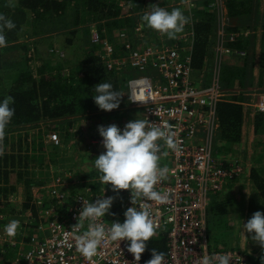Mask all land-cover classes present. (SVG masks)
Returning a JSON list of instances; mask_svg holds the SVG:
<instances>
[{"label":"trees","instance_id":"1","mask_svg":"<svg viewBox=\"0 0 264 264\" xmlns=\"http://www.w3.org/2000/svg\"><path fill=\"white\" fill-rule=\"evenodd\" d=\"M122 1L124 2L121 6ZM152 2L151 0H134V2L133 0H0V13L10 17L16 24L14 30L5 33L7 46L0 48V100L12 96L14 104L10 107L15 108V114L7 125L3 138L0 139V224L11 218L17 220L22 215L23 221L18 231H23L24 235L29 230L31 235H38L41 238V230H38V226L48 220L45 207L52 204L60 208L56 198L46 191V184L60 178L67 183L65 187L69 186L71 195H74L78 192L73 190L77 184H71V179L76 177L79 181L88 178L84 172L79 173L80 171L76 172L75 169V173L71 171L72 162L68 160L72 159V156L68 154L70 151L73 152L75 147L80 146L81 149L88 150L89 154L92 153L91 150L89 151L90 140L88 142L86 134L82 141L81 138L78 140L76 138L82 133V127L92 130V119L99 114L91 118L90 114L101 110L92 98L96 94L94 86L108 82L115 90L122 92L126 79L131 75L130 67L108 69L105 66L101 57V53L104 52V49H101L104 45L103 40L112 44L113 56L126 55L125 45L118 42V32L125 30L126 34L128 32L132 35L134 26L144 15L143 10ZM166 2L171 3V0H162V5H169ZM199 3L202 5L201 8L197 7L193 10L192 25H187L186 28L192 33L193 74L197 75L199 83L204 84L203 77L213 75V70L211 73V70L204 68L211 63L208 50L211 39L216 35L218 18L216 10L209 7L208 0H200ZM226 5L231 17V25L227 30L235 33V36L232 41L227 40L226 37L224 44L229 49L241 53L234 52L235 60L231 63H228L229 60L225 62L230 53L222 57L220 62L222 89H230L234 86L245 93V86L257 87V90H260L258 95L264 89V21L260 20L261 17H255V20L254 16L260 13L264 17V0H226ZM168 10L172 9L168 8ZM138 12L142 13L136 16L134 13ZM259 21L262 26L261 34L256 35V38L260 37L259 51L252 52V65L247 66L246 61L249 59L243 54L249 50L250 42L244 32L251 27V24L257 25ZM91 22L95 23L98 41L90 39ZM141 24L143 28L140 32L143 35H139L138 40L148 41L157 38L158 31L149 28L145 22ZM128 34L127 37H130ZM57 36L60 42L58 48L53 47L52 43L53 37ZM135 45L133 41L132 48ZM42 47L44 52L39 53ZM63 49H69L70 53L65 55ZM257 53L258 60H256ZM254 59L259 64L256 73H254ZM243 93H229L230 100H221L217 105L219 128L213 148L214 143H220L221 147L219 149L216 147L215 152L223 155L221 157L225 159L234 155L236 147L242 141ZM83 119L88 122H80ZM72 127L74 130L70 129ZM252 132L255 143L264 146V138L261 139L264 135V112L255 113ZM51 134L57 136L56 141L50 139ZM45 138L48 139V143H45ZM257 157L256 160L259 162L264 159V147ZM233 161L234 159L231 158L228 162L222 161V164L228 167V163ZM65 167L70 171L65 170ZM50 169L55 170L52 175ZM244 176L251 184L250 197L246 204L248 221L249 213L253 215L256 211L264 212V164L253 161ZM101 183V181L82 182L84 186L89 185L93 191H99ZM102 185L112 190L111 184ZM32 186H43V189L35 194L32 193ZM227 186L229 187L230 184ZM127 191L112 190L111 195L115 199L109 213L105 215L108 221L112 222L117 218L123 222L125 204L129 200ZM40 196L44 204L37 207L34 202L39 200ZM232 202L229 197L218 198L211 200L207 208L206 223L213 222L215 225L219 219H222L223 223L221 244H218L214 238L209 240L208 237L213 248L238 249V245H230L235 239V236L230 234L235 233L236 225H232L234 220L229 215L234 212ZM66 206L63 205L60 210L64 212ZM27 209L30 210L31 220L25 223ZM167 231V228H163L154 234L147 242V248L141 254L140 260L150 259L153 248L165 253ZM11 238L19 240L22 235ZM23 239L27 241L29 237ZM8 244L7 241L0 242V260L6 255L9 260H3L4 263L13 264L11 259L16 256L18 245L15 249H9ZM243 253L249 264H262L264 248L257 242H250Z\"/></svg>","mask_w":264,"mask_h":264},{"label":"built area","instance_id":"2","mask_svg":"<svg viewBox=\"0 0 264 264\" xmlns=\"http://www.w3.org/2000/svg\"><path fill=\"white\" fill-rule=\"evenodd\" d=\"M199 1L171 0L185 8L190 15L186 25H192L193 10L197 9ZM208 2L209 7L216 10L218 18L215 66L211 82L208 84L194 82L191 64L192 33L189 29L184 28L181 33V38L187 41L188 45L180 47L161 44L141 48H132L125 30H120L117 37L127 49V54L122 56H113L112 44L103 40L104 52L101 57L105 66L108 69L130 67L131 75L126 79L122 98L131 107L141 109L143 119L161 127L166 126L174 133L175 149H169L164 141H158L161 144L160 158L165 157L171 164L165 166L169 169L167 179L155 186V190L169 193L170 198L164 203L139 198L134 205H149L155 233L163 228L168 230L163 264H201L204 255L223 253L231 256V264H249L243 253L244 249L213 248L208 240L206 215L211 197L220 193L228 182L238 178L245 169L238 163H228V167H224L222 161L213 154V142L219 128L217 105L221 100H230L228 92L221 88L220 62L224 54L241 51L231 50L224 44L226 37L232 41L235 36V33L227 30L231 25V17L227 11L226 0ZM140 29V25H136L135 30L140 32ZM95 34L94 38L91 36L92 40L98 41L96 31ZM244 35H247V31ZM187 46L189 47L186 49ZM135 69L140 72L154 70L155 78L148 74L134 75L132 71ZM241 104L246 106L245 109H249L252 116L257 112H264V93L258 94L252 103L241 101ZM49 137L51 140H57L55 134ZM66 184L56 178L45 186L46 191L60 203V208L67 206L64 212L52 204L45 207L48 220L38 226L41 238L38 235H30L27 241L23 238L15 241L7 238L10 246H19L16 256L11 260L12 263L146 264L149 259L134 261L133 255L127 251L125 241L118 243L106 240L94 256L86 257L81 254L75 237L87 230L88 224L83 221L84 227L78 231L74 227L80 222L78 216L83 206L81 198L95 202L96 199L112 197V190L101 185L99 191H93L86 185L82 191L71 195L69 186L65 187ZM71 184H77L74 178ZM42 189L43 186H37V190L33 192L38 194ZM70 195L71 197L67 198ZM127 196L129 200L125 204L126 210L132 206L130 190L127 191ZM34 203L40 207L44 201L40 196ZM26 211L25 221L29 222L31 213L29 209ZM120 220L116 218L112 222H121ZM97 222L103 223L106 228L112 223L105 216Z\"/></svg>","mask_w":264,"mask_h":264},{"label":"clouds","instance_id":"3","mask_svg":"<svg viewBox=\"0 0 264 264\" xmlns=\"http://www.w3.org/2000/svg\"><path fill=\"white\" fill-rule=\"evenodd\" d=\"M141 19L149 28L166 35L170 40L176 39L189 22L180 8L169 11L155 4L151 5L150 10L146 11ZM15 28L14 21L0 13V48L7 46L6 31ZM94 89L96 94L92 98L99 109L111 112L120 107L123 94L115 90L111 83L101 82L95 85ZM12 104H14L12 96L0 100V139L3 138L4 131L15 114V108L10 107ZM244 119H247V116H244ZM97 130L102 137L100 138L102 140L98 139L97 144H101L102 141L101 145L105 149L94 160V168L100 173L99 179L105 185L111 184L113 191L130 190L132 206L124 211L123 222H112L111 226L106 228L103 223L97 221L109 213L115 198L108 196L96 199L95 202L81 198L83 206L78 216L80 222L74 227L78 231L84 227L83 221H87L88 224L87 230L75 237L77 247L81 254L92 257L106 240L118 243L125 241L127 251L133 255L135 262H139L141 254L147 248V242L155 234V226L149 205H134L139 198L160 203L170 198L169 193L157 191L155 186L158 182L166 180L169 172L167 167L160 165L161 144L158 141H164L169 149H175L174 133L166 126L161 127L148 119L138 118L127 122L122 129L116 124H111L99 125ZM82 181L84 183L85 179ZM86 181L92 180L86 179ZM18 228L20 221L13 219L4 226V232L8 237H15ZM245 233L249 234L252 241L264 248V212L256 211L247 223L243 224V234ZM30 235V233L24 234L25 237ZM164 259L165 254L153 248L151 258L146 264H163ZM261 260L264 264V257ZM231 261V256L223 253L204 255L201 264H231Z\"/></svg>","mask_w":264,"mask_h":264},{"label":"rangeland","instance_id":"4","mask_svg":"<svg viewBox=\"0 0 264 264\" xmlns=\"http://www.w3.org/2000/svg\"><path fill=\"white\" fill-rule=\"evenodd\" d=\"M123 2L124 1L120 2L121 6H122ZM151 2H152V0H151ZM153 4L158 5L160 7H165V8H166V5H167V4L166 5H162V1L161 0H154L152 3H149V7L147 9L143 10V14H145L146 11H149L150 8H151V5H153ZM176 8H180L181 11L184 13V15L187 18L190 16L187 13V11L185 10V8L180 7V6H176ZM141 13L142 12L134 13V14H136V16H138ZM260 15H261L260 20L264 21V20H262V19H264L263 15L262 14H260ZM139 19H140V23H143L141 18H139ZM261 21H259V23L257 25L256 24H251V27H250L251 29L249 28V30L247 32V38H248V41L250 42L249 50L246 51V52L244 51L246 54H243V55L247 56V59H249V60L246 61V63L248 64L247 66H249L251 64V62H252V52L253 51L256 52L257 51L256 49H258V51H259L260 44L257 43L254 46V36L261 34V31H262L261 30L262 29ZM89 26H90V35L94 38L95 35H96L95 34V31H96L95 23L91 22L89 24ZM140 27H141V25H140ZM141 29H142V27H141ZM134 30H135V28H134ZM115 33H116V31H115ZM132 35H143V34H142V32H136V30H135ZM90 39L92 40L91 37H90ZM162 39H163L162 34H159V36L157 38L152 39V41L153 42L154 41L157 42L158 40H162ZM31 40H33V39H31ZM119 40L120 39H118V42H119ZM149 40L151 41V39H149ZM259 40H260V37H259ZM144 42H146V41H140L139 40V44L141 46H142V44ZM52 43L54 44L53 47L58 48V46H59L58 44L60 43L59 40H58V36L57 37H53ZM102 48L103 47H101V49ZM62 51H63V53L65 55L67 53H70L69 49H66V50L63 49ZM43 52H44V48L42 47L41 50H39V53H43ZM256 60H258V53H257V59ZM256 60L255 59L253 60L254 64H255L254 73L257 72V66L259 65L258 61H256ZM220 66H221V63H220ZM132 72H133L134 75L148 74V75H152V77L155 78L154 70L140 72L137 69H135V71H132ZM220 76H221V73L219 72V77ZM194 79L197 80V77H195ZM237 80H239V79H237ZM235 83H236V81H235ZM221 85H222V83H221ZM245 87H246V88H244L246 90L245 93H243L242 89L234 87V86L231 89L223 88V90L228 92V94L229 93L237 94L238 92H241V93L244 94V97H246V101L248 103H252L253 101L256 100L257 93H259L260 90H257L258 89L257 87L256 88L255 87L249 88L248 86H245ZM262 93H264V89H263ZM228 97H231V96H228ZM249 97L251 98V100H249ZM248 107H250V106H248ZM245 108H246V106H244V112L249 110V109H245ZM117 113H118V115H117ZM94 115H98V116L96 118L94 117V119H92V122H91V124L93 125L92 126V130L90 131V130H87L85 127H82L81 128V132L82 133L79 135V137L76 138V140H78V138H81V141H82L83 137L85 138L84 134H86L87 137H88V139H87L88 142L90 140L89 144H90V148L91 149H89V151L91 150L92 153L89 154L88 150L81 149V146L78 147V148L75 147L76 149L73 152H71V151L69 152L68 156H70V157L72 156V159H70L68 161L72 162V166L73 167L71 168V171L73 173H75V170H76V172L80 171L79 173L84 172L85 174L88 175L87 179L97 178L98 179L97 181H100V179H99L100 173L97 170H95V168H94V160L102 152H104L105 149L103 148V145H101L102 141H100L101 144H97V142H99L98 139L102 138V137H100V135L98 133V130H97L98 126L99 125L108 126V125H111V124H116L117 126H119L122 129L124 127V125L127 122H129V121L135 120L136 118L143 119V115H142V110L141 109L136 108V107H131L130 104L125 101L124 98H121L120 107L118 109H115V110H113L111 112H107V111L104 112V111L100 110V111L95 112V114L94 113L90 114V118L93 117ZM249 117H250L249 126L251 127V129L248 132V128L245 127L243 129V126H242V131H243L242 132V141H241L240 145H238L236 147V152H234V155L230 156V157H227L225 159L224 157H221L223 155L216 154L215 149H216V147L218 149L221 147L220 143H217V144L214 143V153H213L214 156L217 159L221 160V161H226L227 160V162H228V160L232 158V159H234L233 163L241 164L245 168V169L242 170V174L238 178H235V180L227 183V184H230L229 187L226 185L227 187H225L220 193H218L217 195H213L211 197L212 201L215 200V199H218V198H223L224 199V198H227V197L232 199V201H233L232 203L234 204V209H233L234 212H232L229 215L232 217V220L235 221V222L232 221V225H235V224L236 225L234 226V232L235 233L230 234L232 236L233 235L235 236V239L232 242H230V245H232V246L238 245V247L242 248V249H246V246L250 242L256 243V242L251 240V238L248 236L247 233H245V235L243 234V224L247 223V218H248V215H247L248 211L246 209V206H247L246 204L248 203L247 200L250 197V185H251L250 182H248V180H246L244 175H246L248 173V170L251 167L253 161H255L258 164L261 163V165L264 164V159H261L260 162L258 160H256V158H258L257 156L260 155V150L263 149L264 146L263 145L261 146V145H258L257 143H255L256 140L254 139V133L252 132L254 115L252 116V114L249 113ZM88 120H89V118H88ZM83 121H84V119L81 120L80 122H83ZM84 122H88V121H84ZM84 124H87V123H84ZM246 124H248V123H246ZM70 129L74 130L73 127L70 128ZM263 138H264V135L262 136L261 139H263ZM91 140H96V142L92 143ZM100 140H102V139H100ZM45 143H48V139L47 138H45ZM82 151H84V152H82ZM65 162L67 163L66 165L68 166L67 160ZM231 164H232V162H231ZM52 169H53V167H52ZM50 170H49L50 174L55 171V170H51V171ZM65 170L70 171L69 168L66 169V167H65ZM247 179H248V177H247ZM68 183H70V182L68 181ZM84 183H88V181L85 180ZM102 184L103 183H101V185ZM74 187L75 188L73 190L82 191L84 189V184L80 183V184L75 185ZM33 190L36 191L37 190V186H34V187L32 186V193H34ZM26 215L27 214L25 212V216ZM251 216L252 215L249 213V219L251 218ZM21 217H22V215H20L19 218L17 219V220L20 221V223L23 221L21 219ZM23 218H24V215H23ZM13 219L14 218L8 219L5 223H1L0 224V235H6V233L3 232L4 231L3 227L7 223H9L11 220H13ZM222 225H223L222 219H219L218 221H216L215 225L213 224V222L207 223V229H208V233H209L208 237H210L209 240H211V239L213 240V238H214L215 241H217L218 244H221V241H222L221 237L223 236V232L221 231V229H222L221 226ZM28 231H26L25 233H29ZM4 238H6V237H4ZM4 241H7V240H3L0 237V242L3 243ZM7 247L9 249H15V247L10 246L9 244L7 245ZM3 260L4 261L9 260V257H6V255H5L3 257ZM3 260H0V264H4Z\"/></svg>","mask_w":264,"mask_h":264},{"label":"crops","instance_id":"5","mask_svg":"<svg viewBox=\"0 0 264 264\" xmlns=\"http://www.w3.org/2000/svg\"><path fill=\"white\" fill-rule=\"evenodd\" d=\"M167 3H169V2H167ZM200 3L198 2V5H199ZM176 6H178V5H176V4H174L173 2H171L169 5H166V7H167V9L169 8V9H173V7H175L176 8ZM201 6L202 5H199L198 6V9L199 8H201ZM181 7V6H180ZM171 11V10H170ZM139 13V12H138ZM255 17H261V15H260V13L258 14V13H256V15L254 16V18ZM255 20H256V18H255ZM140 21V20H139ZM253 22H254V20H253ZM136 25H141V27L143 28V26H142V24L140 23V22H137L136 23ZM136 25L134 26V28L136 27ZM187 26V25H186ZM186 26H185V28H186ZM187 29V28H186ZM251 29V28H250ZM248 30L249 29H247L246 31L248 32ZM133 31H135L134 29H133ZM184 31V30H183ZM127 34H128V32H127ZM159 34H161V33H159V32H157V35L159 36ZM129 35V34H128ZM130 37H128V39H129V41H130V43H132L131 45H133V41H134V43L136 44L134 47H139V48H141V47H143V46H148V45H161V44H169V45H177V46H180V47H182L183 45H188V42L186 41L185 42V40L183 39V38H181V33H179L178 35H177V38L176 39H174V40H170V39H168L167 38V36L166 35H162V37H163V39L162 40H158L157 42H153L152 41V39H151V41L148 39V41L146 40V42H144L143 44H142V46L139 44V40L138 39H140V37H139V35H129ZM157 36V37H158ZM258 39L259 38H256V35L254 36V46L257 44V43H259V41H258ZM142 40H145V39H142ZM120 42V41H119ZM186 43V44H185ZM216 43H217V39H216V35H214L213 36V38L211 39V42H210V46H209V50L208 51H210V56H211V59H210V64L209 65H207V67L205 66V68L204 69H209V71L211 70V73H212V70H213V67L215 66V57H216V51H215V47H216ZM189 46H187L186 47V49L188 48ZM257 51L256 52H258V49H256ZM235 53H234V51H232L227 57H226V60H225V62L227 61V60H229V62L228 63H231V61H233V60H235ZM234 62V61H233ZM208 67H210V68H208ZM197 75H194L193 74V79L196 77ZM211 78H212V74L209 76V77H206V76H204L203 77V83H204V85L205 84H208V83H210L211 82ZM194 82L195 83H197V82H199V81H197L196 79H194ZM201 83V82H200ZM233 87V86H232ZM231 87V88H232ZM230 88V89H231ZM249 100H251V98L249 97ZM241 101H244V102H247L246 101V97H244V99H241ZM250 112H249V110L248 111H246V112H244V115L245 116H247V119H244V121H243V129L246 127V128H248V132L250 131V129H251V127L249 126V120H250V117L248 116V114H249ZM248 123V124H246V123ZM92 142H96V140H91ZM171 164V161L170 160H166V158L165 157H161L160 158V165L162 166V167H165V166H167V165H170ZM74 180H75V182L78 184L79 182H78V180L76 179V177H74ZM92 181H94V180H96L97 181V178H92L91 179ZM73 187V186H72ZM73 188H75V187H73ZM4 228V227H3ZM4 232V231H3ZM5 233V232H4ZM17 237H19V235H22V238L24 237V235H23V231L21 232V231H18L17 230ZM0 237H2V238H4V237H6V238H4V239H6L7 240V238L9 239V240H13V238H11V237H7L6 235H0ZM21 239V238H20Z\"/></svg>","mask_w":264,"mask_h":264}]
</instances>
